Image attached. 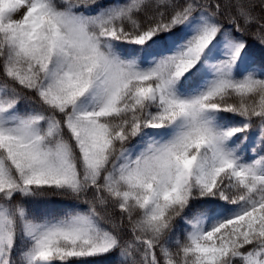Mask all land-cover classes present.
I'll list each match as a JSON object with an SVG mask.
<instances>
[{
    "label": "snow or ice",
    "instance_id": "snow-or-ice-1",
    "mask_svg": "<svg viewBox=\"0 0 264 264\" xmlns=\"http://www.w3.org/2000/svg\"><path fill=\"white\" fill-rule=\"evenodd\" d=\"M0 264H264V0H0Z\"/></svg>",
    "mask_w": 264,
    "mask_h": 264
},
{
    "label": "trees",
    "instance_id": "trees-1",
    "mask_svg": "<svg viewBox=\"0 0 264 264\" xmlns=\"http://www.w3.org/2000/svg\"><path fill=\"white\" fill-rule=\"evenodd\" d=\"M250 138H251V134H250ZM259 150V149H258ZM57 211H59V209H57Z\"/></svg>",
    "mask_w": 264,
    "mask_h": 264
}]
</instances>
